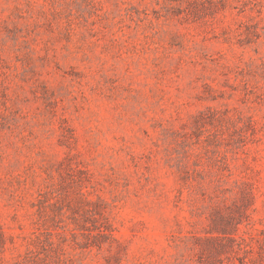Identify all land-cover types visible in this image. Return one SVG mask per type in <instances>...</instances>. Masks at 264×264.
I'll return each instance as SVG.
<instances>
[{
	"label": "rangeland",
	"instance_id": "374dc122",
	"mask_svg": "<svg viewBox=\"0 0 264 264\" xmlns=\"http://www.w3.org/2000/svg\"><path fill=\"white\" fill-rule=\"evenodd\" d=\"M0 264H264V0H0Z\"/></svg>",
	"mask_w": 264,
	"mask_h": 264
}]
</instances>
